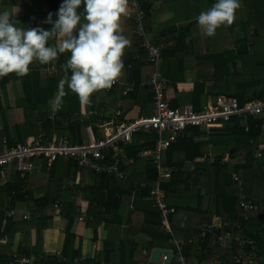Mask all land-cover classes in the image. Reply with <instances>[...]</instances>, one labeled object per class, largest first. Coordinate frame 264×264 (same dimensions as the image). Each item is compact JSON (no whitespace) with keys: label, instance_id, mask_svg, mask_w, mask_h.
<instances>
[{"label":"trees","instance_id":"1","mask_svg":"<svg viewBox=\"0 0 264 264\" xmlns=\"http://www.w3.org/2000/svg\"><path fill=\"white\" fill-rule=\"evenodd\" d=\"M131 1L128 0V5L131 4ZM63 2L64 0H47L45 4L48 8L45 11L32 10L28 16L22 18V22L27 24L26 29L50 30L52 25H42L40 21L47 19L51 13L54 23ZM154 2L155 0H140L145 19L151 17L153 13L151 7ZM215 2L216 0H207L206 9L208 10ZM248 2L249 7L256 11L254 15L258 16L257 8L259 6H256L258 3L251 4V0ZM262 2L264 7V1ZM1 4L15 6L17 0H0ZM78 11L82 12L83 6ZM254 15L250 20L234 21L231 26L225 27L231 36L235 34L236 30L242 31V35L235 38L232 49L214 53L208 51L203 53L199 48H195V39L193 38L195 34L192 27L196 28L197 23L185 25L184 28L176 29L173 26L157 29L161 34L159 38L164 39L162 41L164 47L160 56L162 62L159 67V82L163 91L174 88L177 92V84L183 82V72L195 70L196 80L193 90L186 93L189 100L197 104L196 107L193 106L195 110H200L201 102L208 96L214 99L226 94L225 96L236 98L240 107L255 98L264 100V58L254 62V68L263 78L256 76L257 72H254L249 76L250 79L244 82H232L235 77L236 63L244 55L249 54L250 46L254 44L251 42L261 39L264 41V18ZM129 22L132 25L130 24V27L125 30L122 26L126 28L127 25L123 23L122 19L120 20L122 34L130 41V46L124 50L122 57L124 65L122 75L109 89V92L101 90L94 93L90 97V103L86 105L87 111H94L95 116L84 118L80 114L81 103L78 97L70 91L63 98L59 108L56 106L53 110L50 105L57 94L59 80L65 75L61 65L70 58V53L60 54L57 60L48 65L54 67L53 75H48L46 71H43L46 65L34 62L29 66L28 75L18 77L13 73L14 77L11 75L4 77L1 81L3 87L12 78L14 81L20 82L23 94L22 103L16 105L23 110L24 121L12 127L13 129L5 130V134L0 131L6 135L9 146H14L18 142L25 143L29 137H35L42 133L46 136L53 133L64 134L71 142L79 143L81 142L82 125H88L97 120L104 121V114L109 108H113L111 110L122 109L123 103L140 107L143 111L140 113L143 115L152 114L155 102L154 87L150 84V80L148 84L142 82L155 73L157 63L150 59L142 47L141 38L135 32L134 18H131ZM188 37L191 39L186 43ZM160 42L157 39L155 43L159 44ZM58 43V38H53L49 40L48 46L58 48ZM209 70L211 71L209 72ZM244 70H248V67H244ZM70 75L71 72L68 73L69 77ZM208 83L209 85H207ZM230 84L234 85L231 90ZM126 87H130L131 90L123 94ZM65 90L68 91L67 86ZM97 95H102L101 102H98ZM169 104L174 108L178 103ZM144 109H146L145 112ZM222 126L224 127L219 129V132L226 134L224 144H230L235 139L239 141L237 147L240 148L244 143L247 145L243 163L235 162L237 156L233 149L229 152L230 163L222 162V160L210 161L209 159H205L203 162H194L195 159L202 157L207 152L206 146L209 144L217 146L213 134L210 136L209 143L203 140L195 141L199 136V127L186 128L176 142L162 152L160 168L167 172L171 170L168 182L159 183L164 192L166 205L170 209H174L169 214L172 231L170 235L164 233L159 211L153 207L150 201L145 200L152 186L160 179L153 162H147L148 167L142 176L125 181L111 179L105 174H96L86 169H78L76 160L68 157L57 159L49 170L45 166H41L40 171L50 175L49 186L47 190L42 191L43 198L48 199L49 208L43 216H32L21 221L7 217V212L20 203L33 199L35 192H38L29 189L27 178L39 166L24 176L11 171L10 180L0 186L2 194L0 239L9 240L5 244H0V264L9 261L15 252L27 256L28 264H74V257L80 256L79 250L73 249L72 227L80 216L75 204L76 198L87 203L85 214L92 218L91 221H87V226L92 228L94 239L97 235V228L102 224L108 231L107 238L102 241V249L95 257L109 264H153L149 262L148 256L141 255V251L146 250L149 254L155 247L170 249L171 258L168 264H180L176 247L170 244L171 240L180 243L181 254L185 257L186 264H217V261L220 264H233L232 258L236 251L235 243L232 242L229 247L222 248L218 246L214 235L208 233L201 239L199 234L200 227L219 218L227 221L230 225H239V229L233 233V236L250 242L251 245H246V248L254 247L252 264H262L260 258L264 255V150L260 152L259 157H255L253 154L262 139L260 121L249 116L233 115ZM216 130L218 129H212V133H215ZM155 137L157 140L154 133H143V131L134 135L132 142L126 148L127 156L135 157L142 149L153 146L156 142ZM219 142L221 143V140ZM188 160L192 161L194 169L190 170L187 166L186 161ZM78 172L82 176L79 183L69 186V182L74 181ZM232 173H236L240 177L244 189L233 182ZM85 179H89L90 184L86 183ZM142 183L143 187H141ZM191 187H197V192L191 193ZM200 188H206L207 200H204V197L199 193ZM213 192L214 203L212 206L209 201L213 198ZM241 195L245 196L246 200L252 201L257 210L245 211L240 208ZM58 199L61 202L60 207L58 205V209L54 210L52 207ZM204 201L207 206L204 205ZM125 206L129 207V211L127 217L123 218L122 210ZM56 211L67 222V226L64 230L65 237L60 254L50 255L42 252L41 238L42 231L51 226ZM183 217L185 223L182 226ZM137 220H140V223H137ZM119 227L123 228L122 237L113 231V228ZM31 231L35 232L33 245L30 243ZM17 232L22 233L23 239L22 242H19L17 250L12 251L10 241ZM140 236L146 239H142ZM82 264H90V260L84 261Z\"/></svg>","mask_w":264,"mask_h":264},{"label":"built area","instance_id":"2","mask_svg":"<svg viewBox=\"0 0 264 264\" xmlns=\"http://www.w3.org/2000/svg\"><path fill=\"white\" fill-rule=\"evenodd\" d=\"M135 4H133L132 11L137 15L136 30L141 38L142 47L146 50L150 59L157 63L162 48L155 47L147 39L142 27V15L139 8H135ZM46 21L43 20L42 23L50 24ZM48 65L43 71H46L48 75H53L55 69L53 66ZM158 76L156 72L150 77V84L153 85L155 93V102L151 115L139 116L130 121H122V111L116 110L107 120H97L91 124L82 125L84 142L81 144L71 143L65 135L49 137L45 134H40L26 144H17L9 149L1 150L0 165L10 164L17 173L24 176L40 165L45 166L49 170L57 159L68 157L76 160L78 169H86L96 174L112 175L119 178L121 177L119 163L120 158L124 156V146L129 144L132 137L141 131H153L157 136V140L151 149L140 151L137 155L139 157L151 155L159 168L162 152L176 142L188 127L211 128L224 125L233 115L249 116L260 121V132L264 136V100L255 98L240 107L236 98L221 95L201 111H195L192 105L173 108L166 98ZM3 78H0V82ZM115 84L116 81L113 85ZM107 90L109 91V89ZM130 90V87H126L123 94ZM81 115L84 118H88L89 116H95L96 113L91 110H85ZM94 127L97 129L96 131L100 129L103 131L99 138L94 134ZM261 150H264V146ZM208 157L210 158L209 160L215 159L210 155ZM204 158L200 160L203 161ZM169 171L163 173L160 181L149 192V198L158 209L161 224L167 232L169 231L168 217L171 210L164 202V195L159 183L168 180ZM232 180L235 183H241L236 175H233ZM78 181L79 179L76 177L75 183H78ZM239 207L245 211L257 210L256 205L252 201L246 200L242 196L240 197ZM79 219L81 220L83 217ZM222 226H225V224L219 219H214L206 227L201 228V235L204 236L207 232L219 231ZM232 242L236 244V251L232 258L233 264H252L254 257L253 248L250 250L246 248V244L251 245V243L241 239H235ZM232 242L231 234L228 232L218 237L219 247H229ZM180 250L181 248L176 245L178 261L180 264H186V260L181 255ZM91 258L90 264H107L104 261L96 262L93 257ZM170 258L171 255L170 257L166 254L160 256L162 263H166L167 260L170 261ZM20 262L27 263L28 260L21 258ZM73 262L74 264H82L83 259L74 258ZM217 264H220V262L217 261Z\"/></svg>","mask_w":264,"mask_h":264},{"label":"crops","instance_id":"3","mask_svg":"<svg viewBox=\"0 0 264 264\" xmlns=\"http://www.w3.org/2000/svg\"><path fill=\"white\" fill-rule=\"evenodd\" d=\"M45 1H47V0H17V4L15 6H10L8 4H5V5L1 4L0 5V12H3L4 10H7V11L13 13L14 15L12 17V22L14 24L18 23L19 24L18 26H23L26 29L27 28V24L22 22V18L24 16H28L31 13L32 10L45 11L48 8L47 4H45ZM141 1H144V0H141ZM160 2H165V0H158V3H160ZM134 3H136L135 4V8H137V9L139 8L140 13L142 15V27H143V30H144V33H145L147 39L155 47H161L163 49L164 43L162 41H164V39L159 38L161 36V34L158 32V30L156 28H152V26L149 24V21H150L151 17L149 19H145L144 14H143V10H142L141 5H140V0H132L131 4L127 6L126 14L121 16V19H122L123 23L126 24L127 27L125 28L124 26H122V28H124L125 30L128 29L130 27V24H131L129 21L131 20V18H134L135 32L138 35V32L136 30L137 15H136V13L134 11H132ZM240 4H241V7L239 8V10H241L242 12H245V14L241 18H237L236 17L237 11H238L237 10L236 13H235V20L234 21L238 22L240 20L246 21V20L252 19L253 15L255 14L256 11H254L249 6H245L242 3H240ZM151 9L153 11L152 14H154V12H156V10H157L156 9V5L155 4L152 5ZM43 20H47V19H41L40 23L42 25H46V26L52 25V24L48 25V24L42 23ZM183 26H185V25L180 24V25L176 26V24H175V28L176 29L179 28V27L184 28ZM223 27H220L218 30L222 29ZM224 29H225V27H224ZM196 30H197V33H199V30H198L197 26H196ZM238 31H239V34H238V37H236V38H239L242 35V33H241L242 31H240V30H238ZM157 39H159V41H161L159 44L155 43L157 41ZM234 40H235V37H234ZM199 41H200V44L202 46V48H199L200 50L204 49L209 44L207 41L202 40V39H200ZM252 45H254V44H251V46ZM251 46H250V51L251 52H255L257 54L264 53V47H263L262 50H260V49L255 50ZM232 48H233V45L230 46L229 48H227L226 50H230ZM207 51H208L207 49H204L203 53H205V52L207 53ZM222 51H225V50H222ZM246 56L251 57L249 54H246V55L243 56L242 59L238 60V62L236 63V66H235V72L236 73L234 72V75H237L239 73L240 67L238 65L242 64L243 65L242 68L248 67L247 60H245ZM258 60H260V59H258ZM258 60H256V61H258ZM249 61H251V60H249ZM161 62H162V60H161ZM161 62H160V64H161ZM158 64H159V60H158L157 65H156L155 73L157 72ZM253 66H255V65H253ZM253 66H250L248 68H251ZM159 67H160V65H159ZM145 71L146 70H144V72ZM210 71L211 70H209V72ZM255 72H256V70H255ZM157 73L159 75V71ZM194 73H195V70L194 71L185 70L183 72V80H182L183 82L177 84V86H176L177 92H175L174 88L167 89L165 91L166 98H167L168 102L171 103V105L172 104L174 105V104L178 103L177 107H174V108H179V107H182L184 105H192V106H195V107L197 106L196 103H193L191 100H189V96H188V94H186V93H190L193 90L194 81L196 80V77H195ZM9 75H11V77H14L12 74H9ZM149 80H150V78L144 79L142 83L143 84H146V83L148 84ZM210 82H211V80H210ZM234 82H236V81H234ZM209 83L207 85H209ZM232 84L229 85L230 90L234 88V85H232ZM105 91L109 92L107 89ZM227 93H229V92H227ZM223 95H226V94H223ZM22 96H23L22 88H21V85H20L19 81H14L12 78H10L8 80V82L4 85V87L1 85V82H0V131H2L4 134H5V130L13 129L12 127H14L15 125L21 124L24 121L23 110L21 108H18L17 105H16V104L22 103V101H21ZM97 97H98L97 98L98 102H101L102 101V95H97ZM215 99L216 98L213 99L212 97L208 96L207 99H205L204 101L201 102L200 110H195V109L194 110L195 111L203 110L209 103L214 102ZM174 100H176L177 102L174 101ZM52 101H55V96L52 99ZM123 104L124 105L121 106L122 109L123 108L130 109L131 107L137 108L138 115H137L136 118H138L139 116H144L142 113H140V112H143L140 107L135 106V105L132 106V105H129L127 103H123ZM50 105H51V102H50ZM51 107L54 110V108L56 107V104L54 106L51 105ZM111 109H113V108H109V110L104 114V120H107L111 116V114L114 111H116V110H111ZM122 109H118V110L122 111V117H121L122 121H130V120H132V119L126 120L124 118V113H123ZM85 110H87L86 109V105H82L81 104L80 114L82 112H84ZM145 111H146V109H144V112ZM223 127L224 126H215V127H211V128H200L199 127V130H198L199 136H198V138L195 139V141H202L203 140V141L209 143L210 136L213 134L215 136V137H213V139H214V141L217 142V146L214 147L211 144L206 146L205 149H207V152L204 155H202V157L195 159L194 162H203L205 159H210L208 157V155H210L211 157H214L215 158L214 160H216V161L222 160V162L230 163L229 162V152L233 149V152L237 156V159H236L235 162L236 163H238V162L239 163H243V161L245 160L244 154L246 153L247 145H245V143H244L243 146H240V148H239V147H237L239 141L235 140V139H233V141H231L230 144H224V139L226 137V134L219 132V129H221ZM94 129H96V127H94ZM212 129H218V130H216L215 133H212ZM96 130L94 131V134H95V136L97 138H99L102 135L103 131L101 129L98 130V131H96ZM216 132H218V133H216ZM143 133H154V132L150 131V132H143ZM42 134H44V133H42ZM53 135L54 136H59V135H64V134H55V133H53L52 135H49V137H52ZM37 136H35V137H37ZM35 137H29L26 140L25 143L18 142L14 146H16L17 144H26L31 139H33ZM67 139L70 141V139L68 137H67ZM132 139H133V137H132ZM155 140H156V137H155ZM220 140H221V143L219 142ZM83 142H84V137L81 135V142H79V143L71 142V143H73V144H81ZM131 142H132V140H131ZM129 144L124 146V156L122 158H120L119 172L121 173V177L116 178V177H114L112 175H107V176L111 177V179L113 178V179L118 180V181H120V180L125 181L126 179H133L135 177L142 176V174L144 173L145 169L148 167L147 162H153L156 165L157 173H159V176L161 178L163 173H165L166 170L160 169L157 166V163L154 161V159L152 158L151 155H145L144 157H139L138 155H136L135 157L134 156L133 157L132 156H130V157L127 156L126 148H127V146ZM261 146L262 147L264 146V136L263 135H262V139L260 141V144L258 145L255 153H253L255 157H259L261 155L260 152L263 151V150H261L262 149ZM152 147L153 146H149V147H147L145 149H142L141 152L142 151H147V150L151 149ZM129 153H130V151L128 150V154ZM201 158H204V160L201 161L200 160ZM214 160H210V161H214ZM186 163H187V166L190 168V170L194 169V166H193L194 164H192V161L188 160V161H186ZM41 166H43V165H40L37 169L34 170L35 174L32 177L29 178L30 175H28V178H27V183H28L29 189H31L33 191L37 190L38 192H35L33 199L25 201L24 203H20L19 205H17L12 210L22 211V213H28V211H30L32 216H36V215L37 216H43L44 214L47 213V210L49 208V202H48L47 198H43V194H42L43 192L42 191L44 189L47 190V187L49 186V176L50 175L48 173L41 172L40 169H39ZM82 170H84V169H82ZM10 173L11 172L6 171V170H0V186L4 185L7 181L10 180ZM233 175L238 176L236 173H232V177H233ZM76 177H78L79 181H80V178H82V176L80 175L79 172L75 175V179H76ZM75 179H74V181H70L69 182V186H72L73 184H78L79 183V181H78V183H75ZM168 180H169V178H168ZM168 180L165 181V183L168 182ZM239 180L241 181V183L240 184L236 183V184H238V186H240V188L244 189V184H243L242 180L240 179V177H239ZM159 181H160V179H159ZM85 182L90 184L89 183L90 182L89 179H87V180L85 179ZM97 182H98V180H97ZM233 182H234V180H233ZM156 184L153 185L152 188L155 187ZM143 186L144 185L142 183L141 187H143ZM195 188L197 189V187H195ZM191 189H192V187H191ZM190 192L192 193V190ZM199 193L202 195V197H204V200H207L206 196H205L206 193H207L206 188L205 189L203 188V190L199 191ZM213 194H214V192L212 193V197H213ZM163 195H164V192H163ZM241 196L245 198V196H243V195H241ZM145 200L150 201L152 203L153 207L155 209H157L154 206L153 202L150 200L149 193H148V195H147ZM0 202H2L1 190H0ZM164 202H165V200H164ZM60 203L61 202H60L59 199L56 200V202L54 203L52 208L54 210L58 209V205L60 207ZM209 203L210 204L214 203V197L211 198ZM75 204L78 207V210H79V213H80V216L78 218L83 217L84 221H82V222L76 221L75 224L72 227V232L74 233L73 249L74 250H79V252H80V256L74 257V258H82L83 262L87 261V260H92L91 257H93L94 258L93 260H96V262L104 261V260L97 259L95 257V255L98 253V251L100 249H102V241L107 238L108 231L106 229H104L103 224H102L101 226H99L97 228V235H96V238L94 239L92 228H89V226H87V221H91L92 220L91 217L86 216V214H85L87 203L83 202L79 198H76L75 199ZM204 205L207 206L206 201H204ZM212 206H213V204H212ZM1 208H2V206H1V203H0V210H1ZM170 210H171V213H172L174 209H170ZM128 211H129V207L125 206L123 208V210H122L123 218L127 217ZM138 217L141 219L140 216H138ZM14 220L18 221L15 218H14ZM219 221H221L223 224H225V226H222L221 229H219V231L207 232L206 233V234L210 233V234L214 235L215 238H216L217 244H218V237L219 236H223L227 232L231 234V242L235 241V239H240L239 237H236L235 235L233 236V233L237 229H239V225H237V224H231L230 225L227 221H224V220H222L220 218H219ZM136 222L140 223V220H137ZM168 223H169V217H168ZM184 223H185V218L183 217L182 221H181V225L183 226ZM208 224L209 223H207L206 225H203L202 227L199 228V230H200L199 234H200L201 239H203L206 236V234L204 236L201 235V228L206 227ZM66 226H67V222L59 215V212L56 211L55 214L53 215V218H52V221H51V226L49 228H47V229L42 231L41 246H42V252L43 253L50 254V255H59L60 254L61 249H62V245H63V241H64V237H65L64 230H65ZM113 231L117 232L119 237L123 236L124 232H123V228L122 227L113 228ZM164 233L165 234H169V235L172 234L170 223H169V231L167 232L166 229L164 228ZM140 237L142 239H146L145 237H142V236H140ZM22 239H23V235H22L21 232L15 233L14 237L10 241V244H11L10 247L12 248V251L17 250L18 244H19V242H22ZM0 240H1L0 244H5V243H7L9 241V240L4 239V238H1ZM30 243H31V245H33L35 243V232L34 231H31ZM170 244L173 245L174 247H176V245H178L181 248L180 243H178L175 240H171ZM218 246H219V244H218ZM154 249H161V250H165V251H170V249H168V248L155 247L149 252V254H147L146 250H142L141 251V255L142 256H148V260H149L150 263H153V264H168L169 262L168 263L167 262L166 263H162L161 259H160V262H158V263L150 261V256H151L152 251ZM180 253H181V250H180ZM162 254H165V253H161L160 256ZM260 260H261V263L264 264V255L261 256ZM104 262L109 264L106 261H104Z\"/></svg>","mask_w":264,"mask_h":264},{"label":"clouds","instance_id":"4","mask_svg":"<svg viewBox=\"0 0 264 264\" xmlns=\"http://www.w3.org/2000/svg\"><path fill=\"white\" fill-rule=\"evenodd\" d=\"M127 6L128 0H64L56 21L51 13L47 18L50 30L25 29L12 22L13 13L0 12V78L13 73L24 77L34 62L48 65L67 52L71 55L61 65L65 75L59 80L55 104L59 108L70 91L88 105L94 93L111 89L122 75V57L130 41L122 34L120 19ZM240 7V0H216L195 18L198 30L205 38L213 37L217 29L234 23ZM53 38H58V48L48 46Z\"/></svg>","mask_w":264,"mask_h":264},{"label":"rangeland","instance_id":"5","mask_svg":"<svg viewBox=\"0 0 264 264\" xmlns=\"http://www.w3.org/2000/svg\"><path fill=\"white\" fill-rule=\"evenodd\" d=\"M262 1L264 0H251V4L258 3V5L256 4L257 7L259 6L257 8L258 16L257 15H254V16H257L259 18H264V7H263ZM240 2H242V4L245 6H249L248 0H240ZM154 4L156 5L157 10L156 12H154V14H152L149 24L152 26V28H156V29L159 28V30L168 28V27H173L175 26V24L176 26L180 24H183V25L194 24L196 23L195 18L200 14V12L207 11L206 9L207 0H165V2H160V3H158V0H155ZM244 14L245 12H242L241 10L238 9L236 17L241 18L244 16ZM192 31L195 34L193 36V38L195 39V45H194L195 48H202L200 41H199L200 39H202L209 43L204 49H207L211 53L226 50L227 48L232 46L234 37L235 38L238 37V34H239V31L236 30L234 36H231L227 33L226 28L224 29L223 27L220 30L217 29L213 37L204 38L203 34L200 33V31L199 33H197V30L195 27H192ZM251 43H254V45H252L251 47L255 50L257 49L262 50L264 47V41H262V39L255 41V42H251ZM204 49H202L201 51L204 52ZM249 52H250L249 55L251 57L246 56L245 58V60H247L248 67L255 65L254 63L255 60L264 58V53L257 54L255 52H251L250 50ZM160 59L161 58H159V60ZM238 66L240 67V70H239V73L235 75L236 77L233 78V82L236 81L234 83H237V82L240 83V82H244L247 79H250L249 76L252 75L256 70L254 66L251 68H248V70H244V68H242L243 67L242 64ZM256 72H257L256 76L263 78L262 75L257 70ZM51 105L54 106L55 101H51ZM122 110L124 113V118L126 120L134 119L138 115V110L135 107H131L130 109L123 108ZM34 174H35L34 171L31 172L29 174L30 175L29 178L32 177ZM202 190L203 188H200V191ZM196 192H197V189L193 187L192 193H196ZM28 212L30 213V211ZM23 214L25 213H22V211L16 210V216L14 218L18 221H21L25 219L23 218ZM30 217H32V215H30Z\"/></svg>","mask_w":264,"mask_h":264},{"label":"bare ground","instance_id":"6","mask_svg":"<svg viewBox=\"0 0 264 264\" xmlns=\"http://www.w3.org/2000/svg\"><path fill=\"white\" fill-rule=\"evenodd\" d=\"M11 147L12 146H9V144H8V141H7L6 136L4 134L0 133V151L3 150V149H9ZM0 170H6V171H9V172H11V171L16 172L14 170L13 166L10 165V164L0 165ZM15 216H16V211L15 210H11V211L7 212V217L14 218ZM29 217H30V213L29 212L23 214V218L27 219ZM77 221L78 222H82L83 219L80 220L78 218ZM21 258H26L28 260V262L27 263H21L20 262V259ZM35 262H37V261H35ZM28 263H29V259L27 258V256H25V255H19L17 252H15L13 254L12 258L9 261H7L5 264H28Z\"/></svg>","mask_w":264,"mask_h":264},{"label":"water","instance_id":"7","mask_svg":"<svg viewBox=\"0 0 264 264\" xmlns=\"http://www.w3.org/2000/svg\"><path fill=\"white\" fill-rule=\"evenodd\" d=\"M161 59L159 60V64L157 66V72L159 71V65H160ZM158 80H159V76H158ZM161 253H165L166 255H168V257H170V251H165V250H161V249H154L152 251V254L150 256V261L153 262H160V254ZM167 263L169 262V260L166 261Z\"/></svg>","mask_w":264,"mask_h":264}]
</instances>
